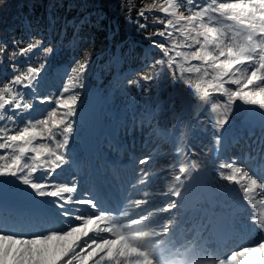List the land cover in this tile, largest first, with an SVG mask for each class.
Here are the masks:
<instances>
[{"label":"snow or ice","instance_id":"1","mask_svg":"<svg viewBox=\"0 0 264 264\" xmlns=\"http://www.w3.org/2000/svg\"><path fill=\"white\" fill-rule=\"evenodd\" d=\"M65 6L82 10L83 18L65 17L57 31L61 18L53 12ZM123 6L121 0L124 23L148 42L150 52H159L142 61L144 70L135 79L124 65L136 50L121 45L119 29L107 24L106 0H41L34 13L40 7L45 15L28 18L12 39L0 38V264H236L239 257H246L239 264H264V212H256L264 207V0H151L135 18L132 6L127 12ZM85 25L96 33L108 29L103 34L113 45L110 59L96 75L91 53L84 50L63 73L58 91L41 94L59 45L67 40L65 47L75 52L90 39L83 35ZM165 87L174 93L168 103L175 121L163 129V138L174 145L162 169L168 174L166 203L150 209L153 201L144 192L104 207L99 191H81V180L97 172L72 147L84 124L85 90L101 104L109 93L135 88L150 103L159 101L158 90ZM237 121L242 130H262L253 141L255 155L246 153L244 163L237 155L220 158L228 148V126ZM198 132L208 141L196 139ZM119 148L117 141L113 150ZM152 160L146 155L136 163ZM249 160L255 168L247 166ZM65 172L69 181L56 179ZM155 174L139 168L130 187L147 184ZM221 193L235 195L221 203ZM190 198L219 210L198 226V235L190 230L178 239L186 223L179 213ZM9 201L35 210L5 218ZM248 229L260 233L254 244L223 253L218 248V238Z\"/></svg>","mask_w":264,"mask_h":264},{"label":"trees","instance_id":"2","mask_svg":"<svg viewBox=\"0 0 264 264\" xmlns=\"http://www.w3.org/2000/svg\"><path fill=\"white\" fill-rule=\"evenodd\" d=\"M57 2L59 3V0H57ZM71 2H74V0H67V3ZM81 2H84V0H81ZM87 2L91 3V0H87ZM106 2L109 5V8L106 9L108 16L107 24L113 30L119 29L117 35L123 36L121 45L126 46L129 49L136 50L137 55L135 58H126L127 63L124 65V70H126V72L131 75L133 79H135V74L144 70L142 61L145 59H151L153 56L158 58L159 52L156 50H152L150 52L148 49V42L140 40V38L135 35L133 30L126 23H124L120 8L121 0H106ZM40 3L41 0H4V3L0 4V38L12 39L13 37L11 34L13 32L19 34L18 28L21 27L22 23L28 18L35 19L40 15H45V9L40 7H38L34 13L33 5L36 4L39 6ZM148 3H151V0H123V11L127 12L128 6L131 5V15L133 18H135L137 15V10ZM53 15L59 16L61 18L56 26L57 31H59L65 22V17H67L68 20L76 17L77 22H79V19L83 18V11L80 9L69 10L66 6L65 8L57 7L54 10ZM156 15H159V13H156ZM148 23L149 25H152L153 21L151 17H149ZM160 27L162 26L159 24L155 25V28ZM154 30V28L149 27L147 31L151 32ZM105 31H108V29H104L101 30L100 33H96L95 31H90L88 26L85 25L83 28V35L85 37H90V39H88L84 45L75 52L65 47V45H67V40H65L63 44H60V51L51 62L50 72L57 66H71L74 58L76 56L82 57L84 50H87L91 53L92 60L96 65V75H99L101 67H103L104 64L110 59L114 51L111 38H106L103 34ZM57 43L59 44V41H57ZM118 92H120V99L122 100L120 105L125 112H128L129 110L144 112L146 109L154 108L159 101L163 102L165 107L168 108V98L171 96V91L165 87L158 90V95L160 97L158 102L153 100L150 103H146L143 98L136 95L135 88H125ZM85 94L88 95V92H84V95ZM93 103L94 102H92V104ZM225 135L226 137L228 135V140L232 135V132L230 131L229 134L226 133Z\"/></svg>","mask_w":264,"mask_h":264},{"label":"rangeland","instance_id":"3","mask_svg":"<svg viewBox=\"0 0 264 264\" xmlns=\"http://www.w3.org/2000/svg\"><path fill=\"white\" fill-rule=\"evenodd\" d=\"M61 80H62L61 77H57L53 80H49L48 83L50 84L51 87H50L49 91L46 92V94L57 92L58 89L62 86ZM237 103H239V101ZM47 107H51V105H47ZM109 112L110 111H107V112L103 111V115L108 116ZM82 117L84 120V124H83L81 131H80V141L77 138L75 140L74 144L72 145V147H74L76 149V152H79L80 150L84 151V144L86 142L94 139L96 137L97 130L102 131L104 129V126H105V125H102V121L99 117H94V116L87 117L85 115V112H82ZM129 119H131V116L129 117ZM166 119H167V122L170 123V121H172L173 117L169 113L167 116L156 119L154 122H151V125H152L151 128L148 127L149 121H147V120H143V123H144L143 127H141V121L135 125H132V126H129L128 125L129 123H122V122L118 123L117 131L119 132V134L110 136L108 133H106L100 141L102 147L104 148V151H101L100 149H97L96 151L99 154H102V153L109 154L108 148L111 147L113 150V146L117 141L120 143V148H123V149L124 148H130L132 145L138 144L139 147L137 149H134L136 154H138L142 157L146 156V155H152V157H153V160L151 163H149L148 165H141L139 168H146L150 172H153V171L159 172L162 175V177H168V174L163 172L162 169L164 167H166L167 163L172 158V153L167 149L170 145H169V142L161 140L160 137H158L157 132L154 130L156 122L165 121ZM236 124H238V121L235 122L233 125H229L228 127L231 129H236V132H239L242 129H240L238 126H236ZM242 131L245 134L248 141L247 142L243 141L241 145L239 144V146L237 148V152L242 155V157L240 156L241 157V163H244L245 154L250 152L251 149H255L257 147V144L253 143V139L255 138L257 140L261 136L262 130L259 127H255L254 128V135H253L254 137H251L250 135H248L247 130L245 131V129H243ZM196 139L203 140L204 142H207L208 136H206L203 133L198 132ZM157 140H159V141H157ZM79 144H80V148H79ZM249 145H251V147H248ZM224 151L231 153L230 150L222 149L221 154H220V158H222ZM113 161L116 162V165H118L117 167H113L112 161L106 162L104 165H101L98 168H96L93 164H92V166L95 170H97V169H101L103 166L104 167H110V168H118V167H129V164H131V160L126 161L125 163L120 162L118 160H113ZM135 164H137V163L135 162ZM247 166L250 168H255L256 162L249 160L247 163ZM151 178L152 177L150 176L149 181ZM59 180H61V178H59ZM232 187H235V185H233ZM144 192H147L148 198L153 201L152 204L154 206L152 209H157L158 207L165 204V203H159V204L156 203L158 200H161V198L163 197V196H160L158 194L156 187L149 186V184H145L143 189L141 190V193L140 194L136 193L137 197L143 196ZM225 195H228V194L221 193L219 196L224 197ZM191 199L194 200V203H192L191 206L195 205L197 202H199L201 200L200 198H190V200ZM261 208H263V207H258L257 209L259 210ZM55 243L56 242L53 241L52 245L55 246ZM254 256L258 257L259 253L254 254ZM245 258L246 257L237 258L236 264H239V261L243 260Z\"/></svg>","mask_w":264,"mask_h":264}]
</instances>
